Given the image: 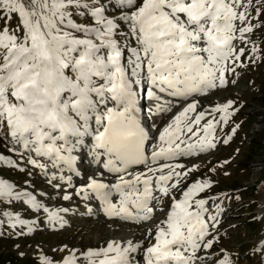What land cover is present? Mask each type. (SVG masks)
<instances>
[{
  "label": "snow or ice",
  "instance_id": "1",
  "mask_svg": "<svg viewBox=\"0 0 264 264\" xmlns=\"http://www.w3.org/2000/svg\"><path fill=\"white\" fill-rule=\"evenodd\" d=\"M14 17L18 23L10 28ZM0 21V134L13 145L9 151L39 169L64 201L95 198L108 218L147 222L155 205L171 201L166 219L155 231L146 230L147 247L106 241L82 254L87 264H139L132 254L141 250L144 264H207L199 253L213 248L210 228L219 224L202 196L212 182L185 187L182 180L196 166L181 171L185 165L173 162L215 149L217 127L238 111L231 100L198 110L203 106L197 97L225 87L226 73L235 74L231 65L245 50L233 42H244L255 27L243 0H0ZM142 88L152 116L172 113L155 136L141 120ZM174 101L183 104L177 112ZM238 128L231 129L233 135ZM85 147L100 168L76 185L77 156ZM0 163L16 165L2 154ZM5 200L43 211L53 226H63L61 213L70 211H53L0 179V201ZM3 217L0 226H27L29 234L36 223L11 211ZM255 251L264 256V242ZM41 264L54 262L42 257ZM61 264H79V258L72 253ZM216 264L232 260L224 254Z\"/></svg>",
  "mask_w": 264,
  "mask_h": 264
},
{
  "label": "rangeland",
  "instance_id": "2",
  "mask_svg": "<svg viewBox=\"0 0 264 264\" xmlns=\"http://www.w3.org/2000/svg\"><path fill=\"white\" fill-rule=\"evenodd\" d=\"M243 2L247 6L248 22L255 26L252 33H245L244 42L239 39L233 42L237 50L244 48V55L231 65L235 67V74L227 73L225 87L198 98L203 106L198 110L211 109L231 100L238 111L227 124L221 123L217 127V148L214 150H220L218 155L207 157L201 153L194 158L179 160L185 165L181 171L196 166L189 177L182 180L185 187L197 180L212 182V187L205 190L202 196L209 201V214L218 215L219 224L215 229L210 228L216 237L213 248L199 253L208 258L207 264H216V259L224 254L230 256L232 264H264V256L255 251L264 242V0ZM240 10L244 11L243 8ZM108 14L113 15L114 10L109 9ZM74 18L79 23L92 24L90 18ZM17 23L14 17L9 27L13 28ZM3 24L4 21H0V27ZM253 46L257 48L256 52L251 50ZM237 124L239 128L233 135L231 129ZM228 136L232 137L231 140L223 143ZM10 148L0 134V154L17 164L0 163V179L14 184L17 191L36 195L49 208L67 207L70 214L63 226H53L48 223L43 211L29 210L30 205L23 202L0 201V220L6 221L3 213L11 211L20 214L22 219L36 221L30 234L27 226L13 228L7 222L0 226L3 233L0 236V264H41L42 257L61 264L62 259L72 253L79 258V264H84L86 260L82 254L105 246L109 239L122 243L131 240L147 246L146 230L155 231V225L165 220V214L170 210L171 201L163 198L162 203L155 205L157 213L153 219L143 224L83 217V209L79 212L81 219L77 215L78 210H74L78 206L76 199H73L74 202L64 201L58 191L42 179L41 173L27 166L26 161H21V157L9 151ZM174 195L177 200L181 198L179 191Z\"/></svg>",
  "mask_w": 264,
  "mask_h": 264
},
{
  "label": "bare ground",
  "instance_id": "3",
  "mask_svg": "<svg viewBox=\"0 0 264 264\" xmlns=\"http://www.w3.org/2000/svg\"><path fill=\"white\" fill-rule=\"evenodd\" d=\"M150 103V102H149ZM212 150V154H214V153H216V152H218V151H220V150H216V151H214L213 149H211ZM83 168L84 169H88L89 168V166H87L86 164L85 165H83ZM85 183H86V181H85ZM53 202V201H52ZM55 207V206H54ZM53 207V211H55L56 209ZM50 209L52 210V207H50ZM46 214V213H45ZM62 214V216H63V218H64V220L66 219V218H68L69 216H68V214L67 213H61ZM79 214V213H78ZM90 214V213H89ZM47 215V214H46ZM80 215V214H79ZM82 216L83 217H85V216H89L88 214H87V212L85 213V210H83V212H82ZM56 226V225H55ZM140 229V228H139ZM99 232H102L101 230H98ZM136 231V230H135ZM106 239V238H105ZM110 240V239H109ZM108 240V241H109ZM128 241V240H127ZM85 263L84 264H87V261H84Z\"/></svg>",
  "mask_w": 264,
  "mask_h": 264
},
{
  "label": "trees",
  "instance_id": "4",
  "mask_svg": "<svg viewBox=\"0 0 264 264\" xmlns=\"http://www.w3.org/2000/svg\"><path fill=\"white\" fill-rule=\"evenodd\" d=\"M239 116V115H238Z\"/></svg>",
  "mask_w": 264,
  "mask_h": 264
}]
</instances>
